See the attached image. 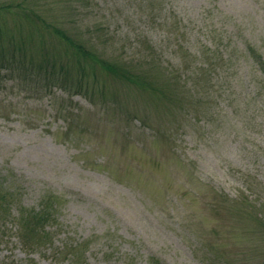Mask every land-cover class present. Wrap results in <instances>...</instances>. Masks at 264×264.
<instances>
[{"label":"rangeland","instance_id":"1","mask_svg":"<svg viewBox=\"0 0 264 264\" xmlns=\"http://www.w3.org/2000/svg\"><path fill=\"white\" fill-rule=\"evenodd\" d=\"M44 3L106 58L155 57L164 84L199 51L204 77L193 98L145 121L154 99L116 80L90 98L2 71L0 191L14 198L0 261L264 264V0ZM45 207L51 241L28 247L17 210Z\"/></svg>","mask_w":264,"mask_h":264},{"label":"trees","instance_id":"2","mask_svg":"<svg viewBox=\"0 0 264 264\" xmlns=\"http://www.w3.org/2000/svg\"><path fill=\"white\" fill-rule=\"evenodd\" d=\"M46 1H0V74L2 71L16 74L25 82L29 81L34 91L41 93L52 94L53 89L59 86L71 94H81L90 98L96 94L101 96L100 93L108 87V84L116 80L138 89L145 98L150 95L154 99L152 107L144 108V112L147 113L145 121L151 118L148 116L151 109H160L161 102H166L169 109L179 106L188 97L193 98L191 91H197V86L204 74L202 71L205 70L204 64L200 62L198 64L199 51L193 53V60L185 59V69L174 65V77H170L163 84L160 77L156 78L153 75L155 68L158 67V64L154 63L155 57L149 62L136 59L114 60V58L104 57L92 36L71 33L62 21H57L54 15L51 16L49 13L52 8L49 4L47 3L48 8L43 6ZM49 17L55 21L50 20ZM256 50L252 48L253 56L248 50L249 55L256 56ZM225 60L231 61L232 57L226 54ZM255 61L264 72L263 56L259 55ZM144 63L150 65L145 66ZM190 63H194L195 67L191 71L195 76L192 80L191 77H185ZM166 70L169 71V68ZM193 86L196 87L195 91ZM185 87L189 88L186 90L188 95L183 91ZM194 97L197 96L194 95ZM198 102L200 103V100ZM13 198L9 190L2 187L0 191L1 221L8 222L12 217L10 203ZM52 211L49 207L38 209V211L26 208L17 210V216L14 219L20 226L19 236L24 238L21 242L32 248L48 244L51 237L45 227L54 217ZM0 231L2 236L8 235L3 229ZM231 260L235 262L234 258ZM0 264L21 263L3 260Z\"/></svg>","mask_w":264,"mask_h":264}]
</instances>
